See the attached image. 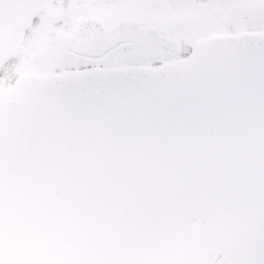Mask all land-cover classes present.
<instances>
[{
	"label": "snow or ice",
	"instance_id": "snow-or-ice-1",
	"mask_svg": "<svg viewBox=\"0 0 264 264\" xmlns=\"http://www.w3.org/2000/svg\"><path fill=\"white\" fill-rule=\"evenodd\" d=\"M0 264H264V0H0Z\"/></svg>",
	"mask_w": 264,
	"mask_h": 264
}]
</instances>
